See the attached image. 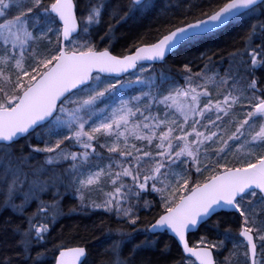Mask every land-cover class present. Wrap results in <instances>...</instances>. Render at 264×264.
<instances>
[{"label":"snow or ice","instance_id":"6c2138e0","mask_svg":"<svg viewBox=\"0 0 264 264\" xmlns=\"http://www.w3.org/2000/svg\"><path fill=\"white\" fill-rule=\"evenodd\" d=\"M68 197L114 218L96 259L48 246ZM165 234L171 264H264V0H0V264H153Z\"/></svg>","mask_w":264,"mask_h":264},{"label":"trees","instance_id":"16d2710c","mask_svg":"<svg viewBox=\"0 0 264 264\" xmlns=\"http://www.w3.org/2000/svg\"><path fill=\"white\" fill-rule=\"evenodd\" d=\"M156 25L153 23L152 18H148L143 20L140 24H134L129 22V24L120 28L117 32V35L120 36L119 42L115 45L114 53L119 54L123 48H126L128 45L134 42L137 35L141 32H144L149 27H155ZM242 31V27H231L222 31L220 34L215 35L208 40L197 44L195 46H189L184 48L183 50H178L175 55L169 56L168 63L170 66H179V63L184 60H191L196 56H199L200 52L205 51L207 49H216V48H228L230 49V45L234 39H239V33ZM198 63V62H197ZM195 70H199L196 68ZM76 201L68 197L63 202V208L67 211L68 207L74 205ZM34 205L32 206V208ZM31 211V209H30ZM154 213L144 212L142 215L146 217H151ZM221 218H224L223 216ZM104 219L109 222L114 223V218L102 215L100 213H77V214H65V217L59 221L52 232V241L48 245L52 247V244L64 242L68 246H76L78 244H82L85 241L91 248L93 252V259H96L97 253H99L102 249V245L100 241H103L104 237L101 235L99 231L93 230L94 224H99L100 220ZM216 219V218H214ZM211 225H209V228ZM207 229H203L200 231H195L189 234V240L191 243H196L201 235L206 234ZM143 237H139L138 239H142ZM210 238H216L214 233L210 235ZM161 247L165 242H169L172 244L171 251L166 258L160 257L159 252L157 250H153L151 252L145 253L146 256L151 257L153 264H171L173 259H177L180 255V248L173 242L169 240L168 235H161ZM137 242V241H136ZM131 247V245H128ZM230 247V246H229ZM127 255V248L124 252ZM227 250H225L220 259L227 255Z\"/></svg>","mask_w":264,"mask_h":264},{"label":"bare ground","instance_id":"6f19581e","mask_svg":"<svg viewBox=\"0 0 264 264\" xmlns=\"http://www.w3.org/2000/svg\"><path fill=\"white\" fill-rule=\"evenodd\" d=\"M114 54H116V53H114ZM72 206H73V205H72ZM72 206L68 207L67 211H65L64 208H63L64 213H65V214H69V215L77 214L79 211H78V212H75V213H70V212H69V209H70ZM62 207H63V205H62ZM79 213H82V214H83L84 212L81 211V212H79ZM64 217H65V215H63V216L58 220V222L61 221ZM58 222H57V223H58ZM135 242H136V241H133V243H135Z\"/></svg>","mask_w":264,"mask_h":264},{"label":"rangeland","instance_id":"374dc122","mask_svg":"<svg viewBox=\"0 0 264 264\" xmlns=\"http://www.w3.org/2000/svg\"><path fill=\"white\" fill-rule=\"evenodd\" d=\"M45 200H49V199H51V196H50V194H46L44 197H43ZM34 207H35V205H34ZM33 207V208H34ZM79 212H81V211H79ZM84 213H92L91 211H83ZM224 257V256H223ZM223 257L221 258V259H223Z\"/></svg>","mask_w":264,"mask_h":264},{"label":"water","instance_id":"95a60500","mask_svg":"<svg viewBox=\"0 0 264 264\" xmlns=\"http://www.w3.org/2000/svg\"><path fill=\"white\" fill-rule=\"evenodd\" d=\"M192 232H195V231H192ZM192 232H190V233H192ZM190 233H189V234H190Z\"/></svg>","mask_w":264,"mask_h":264}]
</instances>
